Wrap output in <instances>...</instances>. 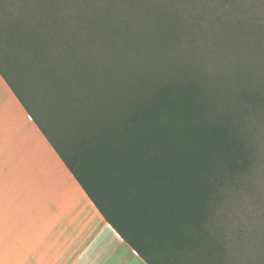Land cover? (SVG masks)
Returning a JSON list of instances; mask_svg holds the SVG:
<instances>
[{
	"label": "trees",
	"instance_id": "16d2710c",
	"mask_svg": "<svg viewBox=\"0 0 264 264\" xmlns=\"http://www.w3.org/2000/svg\"><path fill=\"white\" fill-rule=\"evenodd\" d=\"M0 8L10 26L25 29L35 11L44 14L37 31L52 32L54 53L68 55L74 82L64 104L75 118L72 156L98 196L113 204L116 219L58 152L107 221L149 264L155 263L147 251L161 264H222L223 246L207 224L224 179L252 163L244 119L264 104V86L237 91L235 107L221 89L190 76V68L149 86L118 63V51L105 46L111 34L98 32L101 20L81 2L0 0ZM45 40L40 35L39 46ZM255 247L264 251V244Z\"/></svg>",
	"mask_w": 264,
	"mask_h": 264
},
{
	"label": "rangeland",
	"instance_id": "374dc122",
	"mask_svg": "<svg viewBox=\"0 0 264 264\" xmlns=\"http://www.w3.org/2000/svg\"><path fill=\"white\" fill-rule=\"evenodd\" d=\"M72 1L81 2L90 18L101 20L97 28L103 31L98 32L111 34L105 46L117 50L118 63L149 86L162 83L177 69L190 68V76L204 87L221 89L233 107L241 106L237 91L264 86V0ZM42 16L35 11L29 17L33 29L18 28L13 21L10 26V18L0 8V71L108 215L116 219L110 209L113 204L98 196L72 156L69 126L75 118L70 103L64 104L72 96L71 64L66 53L63 59L54 53L52 32L37 31ZM63 32L68 36L71 31ZM40 35L47 39L42 46ZM52 54L54 60L59 56L55 63ZM256 106L244 119L252 163L224 179L207 224L223 246L222 264H264V251L255 247L264 244V104ZM1 194L0 190V240L18 236L20 224V208L4 206ZM118 207L133 208L125 203ZM145 254L161 264L153 253Z\"/></svg>",
	"mask_w": 264,
	"mask_h": 264
},
{
	"label": "crops",
	"instance_id": "0c3cea01",
	"mask_svg": "<svg viewBox=\"0 0 264 264\" xmlns=\"http://www.w3.org/2000/svg\"><path fill=\"white\" fill-rule=\"evenodd\" d=\"M0 190L20 208L0 264H149L107 221L0 72Z\"/></svg>",
	"mask_w": 264,
	"mask_h": 264
}]
</instances>
